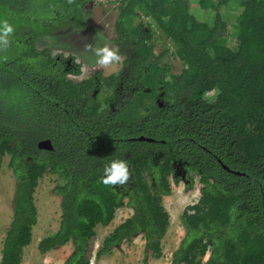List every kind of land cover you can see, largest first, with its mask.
Wrapping results in <instances>:
<instances>
[{"label":"trees","instance_id":"1","mask_svg":"<svg viewBox=\"0 0 264 264\" xmlns=\"http://www.w3.org/2000/svg\"><path fill=\"white\" fill-rule=\"evenodd\" d=\"M90 1L0 0V21L14 27L7 50L0 43V174L7 160L15 178L0 264H22L45 175L60 181L62 215L40 255L72 243L63 264H90L97 229L130 208L96 259L141 234L144 262L163 257V199L178 168L201 189L171 264H264V0H95L119 4L127 60L122 72L75 81L82 65L36 42L81 29ZM169 52L181 71L163 61ZM114 160L128 163L124 185L103 183Z\"/></svg>","mask_w":264,"mask_h":264},{"label":"rangeland","instance_id":"2","mask_svg":"<svg viewBox=\"0 0 264 264\" xmlns=\"http://www.w3.org/2000/svg\"><path fill=\"white\" fill-rule=\"evenodd\" d=\"M95 3V0L88 2ZM103 11V12H102ZM116 9L112 6H103L101 12L96 13L92 6H87L83 11L84 24L81 29H69L62 31L63 34L58 33L51 37H44L38 39L36 42L39 50L45 48L50 49L53 56L60 55L64 58L74 59V64H81V73L79 76H68L75 81L92 77L93 70L102 71L103 76H109L118 73L125 68L127 56L122 54L123 46L112 42L114 32L110 34L105 30L104 24L108 17H116ZM134 25L137 21H134ZM110 28V25H109ZM228 38L229 44L233 43L230 40L234 36V31L230 30ZM115 39V38H114ZM118 49L121 61L114 63L108 68L99 69L95 67V54L96 47H103L105 45ZM121 49V50H120ZM155 51L159 54L162 51L159 41L156 43ZM172 48H170V52ZM168 53L164 62L174 65V73L181 71V62L172 59L171 53ZM95 75V73H94ZM105 93V92H104ZM102 93V95L104 94ZM212 96V95H210ZM182 171V169L180 170ZM183 172V171H182ZM178 173V172H177ZM176 173V175H177ZM186 171L184 172V174ZM180 175V173L178 174ZM191 178L193 174L190 175ZM185 178V176H184ZM193 184V188H188V184L183 182L182 179L176 183L173 181V190L169 196L164 197V205L171 216V227L166 237L162 240L163 257L159 259H151L147 264H171L173 253L179 248L182 240L185 237L186 231L181 225L180 218L183 211L191 205H194L200 197V185L197 177ZM189 181V180H188ZM59 179L55 175H45L40 180L39 186L35 193V203L38 208L39 222L33 230V241L25 248L22 264H63L70 254L73 252V244L50 251L44 256L40 255L38 251V244L44 238L54 234L60 226L61 221V198L54 194L53 189L59 183ZM14 194H15V178L11 170L7 167V160L3 166V172L0 174V261L2 258L3 241L6 237L12 217L14 214ZM132 209L123 208L118 210L113 223L106 228L99 227L97 229V236L94 240L93 250L96 252L106 236L118 225L123 223L132 214ZM97 244V245H96ZM146 241L144 234L139 235L137 238L130 242L123 243L120 247L114 250L111 255H105L100 260H96L95 264H146L144 262Z\"/></svg>","mask_w":264,"mask_h":264},{"label":"clouds","instance_id":"3","mask_svg":"<svg viewBox=\"0 0 264 264\" xmlns=\"http://www.w3.org/2000/svg\"><path fill=\"white\" fill-rule=\"evenodd\" d=\"M68 3H70V4L73 3V0H68ZM102 4H104V5H102ZM98 5H99L101 10H102L103 6H106V7L112 6L117 11L116 17H114L112 19L108 17L107 19H105L107 21L104 24L105 30L109 31L110 34H112L114 32V38L115 39L113 38L111 40H113L112 42L116 43L115 40H117L119 38L118 32L116 30V26H117L116 23H117L118 15L120 13V6H119V4L112 5V4H109L108 2H103V3H100ZM109 25H110V28H109ZM13 33H14V27L9 23L8 20L0 21V43H2L5 46L3 50H7V48L10 46L9 37L12 36ZM94 54L96 57L95 67L99 68V69L108 68L109 66L113 65L114 63H118L121 61V56L119 55L118 49L110 47L107 44L103 47H96L94 49ZM181 68H182V66H181ZM93 71L95 72L96 70L94 69ZM130 175L131 174L129 172V166H128V163L126 161L114 160L110 163V165H106L104 168L103 183L105 185H124L129 181ZM186 183L188 184V188H191V176L186 180ZM198 183L200 184L199 180H198ZM200 189H201V187H200ZM199 193H200V191H199ZM99 248L100 247H98V249ZM97 251L98 250H96V252L94 251L90 264H95V262L97 260L96 259Z\"/></svg>","mask_w":264,"mask_h":264},{"label":"flooded vegetation","instance_id":"4","mask_svg":"<svg viewBox=\"0 0 264 264\" xmlns=\"http://www.w3.org/2000/svg\"><path fill=\"white\" fill-rule=\"evenodd\" d=\"M91 5H92V7H93V9L95 10L96 9V13H99V12H101V9H100V7H99V5H97V4H94L93 2H91ZM102 5H104V4H102ZM88 6H90V4L88 5ZM103 12V11H102ZM61 34H63L62 32H61ZM100 71L99 70H96L95 72L93 71V74H92V76H94V73L96 74V73H99ZM119 72H122V70H120ZM82 73L83 74H85V71H82ZM110 76V75H109ZM181 169L180 168H178V170H177V176H179V177H181L182 176V181L183 182H186V180H187V178H186V176L184 175V173L182 172V171H180ZM184 172H185V170H184ZM180 173V175H178ZM184 176H185V178H184ZM190 177V176H189Z\"/></svg>","mask_w":264,"mask_h":264},{"label":"water","instance_id":"5","mask_svg":"<svg viewBox=\"0 0 264 264\" xmlns=\"http://www.w3.org/2000/svg\"><path fill=\"white\" fill-rule=\"evenodd\" d=\"M140 140H148L151 141L150 139H145V138H141ZM40 147L41 148H45V149H51V143L49 141H43L40 143Z\"/></svg>","mask_w":264,"mask_h":264}]
</instances>
